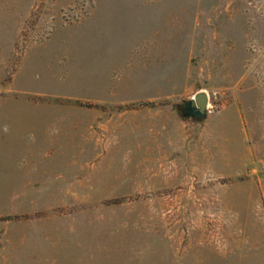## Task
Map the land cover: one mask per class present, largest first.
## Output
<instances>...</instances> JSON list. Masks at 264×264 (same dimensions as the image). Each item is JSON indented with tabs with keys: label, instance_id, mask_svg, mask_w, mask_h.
Segmentation results:
<instances>
[{
	"label": "rangeland",
	"instance_id": "1",
	"mask_svg": "<svg viewBox=\"0 0 264 264\" xmlns=\"http://www.w3.org/2000/svg\"><path fill=\"white\" fill-rule=\"evenodd\" d=\"M54 214L148 231L118 264H264V0H0L3 264Z\"/></svg>",
	"mask_w": 264,
	"mask_h": 264
},
{
	"label": "crops",
	"instance_id": "2",
	"mask_svg": "<svg viewBox=\"0 0 264 264\" xmlns=\"http://www.w3.org/2000/svg\"><path fill=\"white\" fill-rule=\"evenodd\" d=\"M78 218L74 217L71 220L67 214L38 218L26 238L29 241V248L27 245L16 244L14 247L16 253L21 255L23 250L29 249L30 264H40L39 260H45L44 264H102L104 258L102 255L106 252L113 260V264H118L113 253L122 246L117 242L129 240L131 237L149 239L151 235L148 231H134L133 224L127 227L125 224L118 225L117 222L98 221L95 216ZM110 239L116 242L111 245L113 249L107 243ZM0 241V264H3L2 256L7 249L6 240L0 238ZM18 257L20 260L21 256Z\"/></svg>",
	"mask_w": 264,
	"mask_h": 264
},
{
	"label": "water",
	"instance_id": "3",
	"mask_svg": "<svg viewBox=\"0 0 264 264\" xmlns=\"http://www.w3.org/2000/svg\"><path fill=\"white\" fill-rule=\"evenodd\" d=\"M209 96L205 92H199L195 97L189 100L184 107L187 116L204 117L207 112Z\"/></svg>",
	"mask_w": 264,
	"mask_h": 264
}]
</instances>
